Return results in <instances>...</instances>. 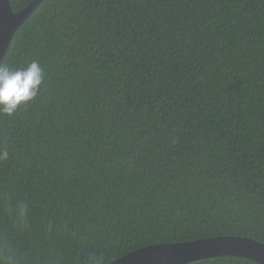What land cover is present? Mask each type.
<instances>
[{"label": "trees", "instance_id": "1", "mask_svg": "<svg viewBox=\"0 0 264 264\" xmlns=\"http://www.w3.org/2000/svg\"><path fill=\"white\" fill-rule=\"evenodd\" d=\"M33 61L36 96L0 114V201L30 203L26 251L110 263L155 243L264 242V0H42L1 66Z\"/></svg>", "mask_w": 264, "mask_h": 264}, {"label": "clouds", "instance_id": "2", "mask_svg": "<svg viewBox=\"0 0 264 264\" xmlns=\"http://www.w3.org/2000/svg\"><path fill=\"white\" fill-rule=\"evenodd\" d=\"M42 80L43 72L36 61L19 70L0 66V114L10 116L22 103L33 99ZM8 158L9 152L0 148V162ZM0 209L7 214V225L0 223V264H63L61 255L25 250L20 237L32 232L31 205L27 200L8 198L0 201ZM59 230L52 221L48 222V233ZM74 264H109V261L106 253L93 250L78 257Z\"/></svg>", "mask_w": 264, "mask_h": 264}, {"label": "water", "instance_id": "3", "mask_svg": "<svg viewBox=\"0 0 264 264\" xmlns=\"http://www.w3.org/2000/svg\"><path fill=\"white\" fill-rule=\"evenodd\" d=\"M41 2L34 0L23 10L15 12L10 0H0V66L15 32ZM224 255L244 256L264 264V242L242 235H218L155 243L130 251L109 264H189Z\"/></svg>", "mask_w": 264, "mask_h": 264}]
</instances>
